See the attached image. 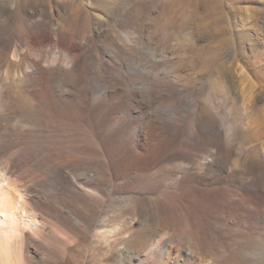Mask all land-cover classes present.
Segmentation results:
<instances>
[{"label":"rangeland","instance_id":"obj_1","mask_svg":"<svg viewBox=\"0 0 264 264\" xmlns=\"http://www.w3.org/2000/svg\"><path fill=\"white\" fill-rule=\"evenodd\" d=\"M79 2L82 7L72 8ZM250 5L251 0H0V90L4 81L23 79L47 58L57 57L67 68L62 48L84 41L82 69L71 74L74 85L33 81L36 103L43 102L48 119L36 106L33 135L25 140L38 159L44 132L48 168L7 174L36 223L31 231L17 222L9 264H160L143 256L151 249L148 241L159 247L166 242L161 250L170 257L188 248L195 209L205 222L214 199L196 207L191 174L204 172L207 159L227 155L236 125L251 137L264 126V78L255 74ZM42 36L48 39H36ZM84 74L113 87L127 81L115 87L112 104L99 99L91 109L80 101ZM138 92L142 108L134 103ZM211 122L217 132L209 129ZM12 148L0 154L1 165ZM60 169L81 199L59 180ZM42 188L44 202L38 199ZM150 210L164 218L163 226L150 219ZM29 233L43 246H34V254L25 252Z\"/></svg>","mask_w":264,"mask_h":264},{"label":"bare ground","instance_id":"obj_2","mask_svg":"<svg viewBox=\"0 0 264 264\" xmlns=\"http://www.w3.org/2000/svg\"><path fill=\"white\" fill-rule=\"evenodd\" d=\"M251 4L250 14L252 13L251 26L254 32L252 46L254 48L255 74L256 78H264V0H251ZM74 6L82 7V4L79 2L77 5H73L72 8ZM241 29L238 34L243 38L245 35L241 34ZM36 32L32 36L36 37ZM51 33V38H56L54 31H51ZM36 39L47 40L48 36L37 37ZM83 42L81 39L74 45H68L62 48V60L67 68L58 64L59 60L57 57L47 58L43 64H33L30 71L23 74V79L19 81L15 80L16 78H10V80L5 79V84L0 90V154L8 153L11 147H13V150L14 148L16 149L12 153H9V156L7 155L6 162L3 165L0 164V264H9L7 260L8 246L19 237L17 234L19 223L17 225V222L28 226L31 231H34L32 226H36L34 219L27 215L22 206L23 196L12 184L7 174L12 169L29 170L30 168L31 170L32 167H38L45 171L48 168L47 138L42 135L44 132L40 135L43 149L38 152V159H36L37 157L34 159V155L32 157L34 153H32L29 142L25 140L31 137L32 131L34 130L33 121L35 120H32V117L36 106L39 107L41 118L48 119V112L42 106L43 102L39 101L36 103L37 97L32 89L34 87L33 81L36 78H41L44 86L54 83L65 86L69 84L74 85L76 82L73 83L71 74L73 71L80 69ZM110 56L108 55L109 59ZM140 70L139 72L142 73ZM85 76L84 79L81 77L83 79L82 81H84L82 83V89H84L85 94L79 99L81 102L88 101V106L91 109L95 107L99 99L105 103L112 104L116 100L117 95L115 93L118 91L115 87L121 89L124 87L125 81H127H123V79V83L119 82L113 87L114 84L111 85L108 83L102 85L101 83L103 81L98 83L94 78H90L88 75ZM38 80L40 81V79ZM19 84L22 90L17 89ZM134 103L138 108H142L144 103L143 94L138 92L135 96ZM105 105L107 106V104ZM239 114L238 116H240ZM237 119L235 118V121ZM233 121L231 123L228 121L229 128H232ZM39 124L41 123L39 122ZM209 125L211 131L217 132V126H215L214 122H211ZM237 126H235L236 129L231 134L233 136L232 142L236 147L233 143L229 144L231 146L227 147L229 151L227 155L225 154L226 156L224 158L217 159L212 157L211 159H207L206 162L204 161V172H193L191 174L192 198L196 207L200 206V203L202 206L207 207L209 205L208 202L211 201V195L214 199L212 198L213 201L212 203L210 202L213 208L205 222L200 221L199 213L197 214L196 212L198 209L194 208L195 212L193 213V220L190 224L188 248L184 249L185 246L182 245L183 247H180L181 249L170 257L161 250L166 245V242L163 241L159 247L155 245L156 242L153 244V241L150 240L151 242L148 241L146 243V247H150L151 249L148 252L146 250L147 248L145 249L146 252L143 250L145 252L144 257L157 258L161 261L160 264H264V126L259 130L257 129L256 134L253 131L254 133L252 135L255 134L254 137L247 136L248 130L245 129V126L243 128H237ZM19 136L23 138L21 142L17 141ZM233 147L237 148V150H234ZM233 150L237 151V155L233 156L231 154ZM57 174L65 188H68L70 193H75V197L81 199L82 196L79 194L76 183L71 181L62 169L58 170ZM225 174L228 176H225ZM83 182L87 185H92L89 181ZM38 192V199L44 202L47 197L46 190L42 188ZM153 211L150 210L148 213L150 216H148L154 223L160 222L162 225L164 218L161 215L156 216L157 214L155 215ZM91 219L86 220L80 218V222L86 225H93L95 222L93 218ZM23 239L25 242H29L28 247L25 249L26 253L34 254L32 249L34 246L43 249V246L33 241L30 233L26 234ZM143 241L140 240L141 243ZM140 245L144 247V244Z\"/></svg>","mask_w":264,"mask_h":264}]
</instances>
